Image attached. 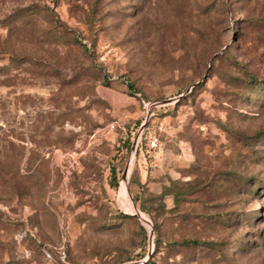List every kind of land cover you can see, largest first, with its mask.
<instances>
[{"label":"rangeland","instance_id":"1","mask_svg":"<svg viewBox=\"0 0 264 264\" xmlns=\"http://www.w3.org/2000/svg\"><path fill=\"white\" fill-rule=\"evenodd\" d=\"M0 264H264V0H0Z\"/></svg>","mask_w":264,"mask_h":264},{"label":"built area","instance_id":"2","mask_svg":"<svg viewBox=\"0 0 264 264\" xmlns=\"http://www.w3.org/2000/svg\"><path fill=\"white\" fill-rule=\"evenodd\" d=\"M147 146L151 150H156L159 147V139L156 136H151L150 139L147 141Z\"/></svg>","mask_w":264,"mask_h":264},{"label":"trees","instance_id":"3","mask_svg":"<svg viewBox=\"0 0 264 264\" xmlns=\"http://www.w3.org/2000/svg\"><path fill=\"white\" fill-rule=\"evenodd\" d=\"M251 77H252V76H251ZM128 86L130 87V89H134V88H135V86H134L133 83H128ZM113 173H114V177H116V169H115V168L113 169ZM188 242H192V243H194V244H198V243H199V242L196 241V240H192V241H188Z\"/></svg>","mask_w":264,"mask_h":264},{"label":"water","instance_id":"4","mask_svg":"<svg viewBox=\"0 0 264 264\" xmlns=\"http://www.w3.org/2000/svg\"><path fill=\"white\" fill-rule=\"evenodd\" d=\"M171 101H172L171 99H168V100H164L162 103H168V102H171ZM127 174H128V169L125 170L124 177H126ZM136 211L140 212V210L138 208H136Z\"/></svg>","mask_w":264,"mask_h":264},{"label":"bare ground","instance_id":"5","mask_svg":"<svg viewBox=\"0 0 264 264\" xmlns=\"http://www.w3.org/2000/svg\"><path fill=\"white\" fill-rule=\"evenodd\" d=\"M128 175V174H127ZM126 190H127V187H126ZM126 197L128 198V196L126 195ZM135 211H136V209H135ZM146 216V215H145ZM143 216V218L146 220V219H148V217L146 216ZM149 220V219H148Z\"/></svg>","mask_w":264,"mask_h":264}]
</instances>
